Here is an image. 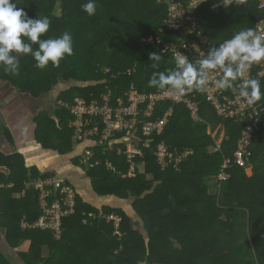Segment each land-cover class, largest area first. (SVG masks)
<instances>
[{
    "label": "trees",
    "instance_id": "16d2710c",
    "mask_svg": "<svg viewBox=\"0 0 264 264\" xmlns=\"http://www.w3.org/2000/svg\"><path fill=\"white\" fill-rule=\"evenodd\" d=\"M188 1L95 0L96 12L90 16L82 8L88 0H13L29 17L49 18L50 27L40 39L57 38L68 31L73 54L65 55L59 67L49 62L43 69L35 66L31 54H22L17 75L0 64V79L9 84L10 92L43 97L60 90L53 110L47 103H37L43 111L34 117L31 152L26 156L17 150H0V264H215L223 260L264 264V100L225 115L217 112L205 90L192 89L186 95L197 104L194 115L184 102L168 99L156 102L150 115L140 110L129 131L112 130L106 138L100 114L85 115L82 139H75V127L70 125L76 97L87 105H103L106 96L108 105L115 107L119 99L127 104L132 88L144 94L161 90L150 87L149 79L154 72L167 74L175 69L171 48L180 45L176 37L189 39L165 26L166 9L170 2L185 6ZM222 1L206 0L195 9L209 49L240 30H256L264 18L259 0L243 4L227 0L224 8L213 7ZM32 48L37 50L38 44ZM151 53L159 54L160 60L151 59ZM248 78L258 79L264 93V60L251 66ZM243 79L234 82L235 91L215 92L218 103L234 109L231 103L240 94ZM60 81L67 87L59 89ZM162 89L172 90L170 86ZM170 108L160 131L150 128L143 133L144 122L162 119ZM253 121L241 165L235 151L243 130ZM219 127L224 130L220 132ZM1 134L14 145L9 126H2ZM128 143L137 151L129 154ZM160 147L165 148L163 156ZM85 150L92 153L86 161ZM39 151L47 154L35 156ZM50 152L66 158L90 179L97 196L110 197L115 204L97 207L55 169L43 168L40 160L51 156ZM225 159L229 162L221 168ZM248 167L251 175L245 172ZM49 179L63 181L55 187L47 183ZM38 182L43 183L42 189L35 186ZM66 185L74 191L73 206L64 203L61 188ZM42 193L47 205L41 206ZM126 198L146 224L143 231L135 227L139 222L124 207H118V200ZM54 200L62 211L72 210L60 216L58 229L36 225ZM112 214L119 219L117 230L115 219L108 218ZM45 219L50 222V217ZM242 226L244 236H239L236 229ZM198 238L202 243L196 244ZM217 239L220 252L226 248L219 256L211 254Z\"/></svg>",
    "mask_w": 264,
    "mask_h": 264
},
{
    "label": "clouds",
    "instance_id": "9594fccd",
    "mask_svg": "<svg viewBox=\"0 0 264 264\" xmlns=\"http://www.w3.org/2000/svg\"><path fill=\"white\" fill-rule=\"evenodd\" d=\"M201 2L202 0H198L193 7ZM239 3H246V0H239ZM82 8L88 15H94L95 0H88ZM50 23L47 16L35 19L29 17L23 9L17 8L13 0H0V64L4 66L6 72L12 75L19 73V60L22 54H31L36 61L35 66L40 69L45 68L49 62L53 67H59L65 55L73 54L72 35L68 31L57 38L40 39L41 35L48 31ZM24 37L31 43L25 42ZM33 43L38 44L35 51L32 48ZM150 58L159 61L161 56L151 53ZM262 60L264 34L247 28L236 32L219 46L210 48L207 55L199 59L196 65L188 60L187 55H176L175 69L167 70V74L154 72L148 85L161 89L170 86L180 94L191 89L203 91L208 82L209 70L219 69L222 76L216 82V87L220 90L235 91L234 82L243 76L245 70ZM239 90L249 105L264 100L258 79H243Z\"/></svg>",
    "mask_w": 264,
    "mask_h": 264
},
{
    "label": "built area",
    "instance_id": "2783aa9c",
    "mask_svg": "<svg viewBox=\"0 0 264 264\" xmlns=\"http://www.w3.org/2000/svg\"><path fill=\"white\" fill-rule=\"evenodd\" d=\"M206 0H202L204 2ZM259 6L264 8V0H259ZM198 0H189L185 6H183L180 2H170L166 12L167 18L165 21V26L168 27L171 31L179 33L184 36H189V39H182L180 37H176L177 42L180 44L179 46L174 45L171 49L173 51L174 56L179 54L187 55L188 60L196 65L199 59H202L207 55V51L209 50L208 40L203 36V34L199 30V26L197 24V19L195 16V9L198 8L201 4H197L193 7ZM219 3H215L217 5ZM214 5V6H215ZM256 31L258 33L264 34V18L257 22ZM196 34V35H194ZM150 40V38H149ZM177 46V47H176ZM165 47H168V44H165ZM189 54H192V57L189 58ZM193 59V60H192ZM261 62V61H260ZM222 72L219 69L209 70L208 82L204 86V90L208 95V99H210L219 114L232 115L236 114L238 111H243L249 104L247 103L246 98L242 97L240 94L237 95L234 101H232L231 105L235 108L230 109L228 104L221 105L218 103V98L214 95L215 92L220 93V89L216 87V82L221 78ZM250 76V69L244 71L242 78L247 79ZM191 90L186 91L184 94L178 93L176 90H167L161 89L154 93L144 94L139 93L135 89H131L128 92L127 104L123 105V101L119 99L118 105L115 107L109 106L107 103V97L103 105H98L95 102L90 104H85L83 99L76 97L75 104L71 107V112L75 115V119L71 122L72 126L75 127L74 135L75 139H82V131L84 126L87 124V118L85 115H98L102 116V120L105 123V129L103 131V138L109 136L112 130H130L131 127L137 121V115L143 111V115H150L153 110L154 104L160 100H172L174 102H184L186 107L191 110L194 115L197 110V104L186 94L191 92ZM145 105V108L141 109V106ZM172 109L170 108L164 115L162 119L150 122H144L142 124L143 133H147L150 128H155L160 131L166 122V117L171 113ZM252 115V114H250ZM256 121H253L251 124H248L246 128L243 130L241 138L238 140V148L235 151L236 161L239 164H243V156L245 152V148L249 143V139L252 136L253 128ZM97 131V128H94ZM91 134V131L89 132ZM219 145V144H218ZM137 150L134 149L130 143L127 144V152L134 153ZM165 152V148L160 147V156H163ZM90 150H85L83 160L86 161L88 156H91ZM229 159H225L221 168H225ZM223 174V173H222ZM219 174L220 177L223 178V175ZM60 181L63 179H52L47 183H53L55 187L60 186ZM37 188L42 189L43 183L38 182L35 185ZM61 193H65L63 198L64 203L67 205L73 206L74 199V191L68 186H63L61 188ZM45 193H42L41 198V206L47 205V201L44 200ZM69 210L65 211L61 210V206L59 205V201L54 200L51 203V207L46 210L44 216H41L39 220L35 223L42 228H47V226H51L53 228L58 229L59 218L61 215L65 214ZM50 217V222H47L45 218ZM115 219V218H114ZM116 220V219H115ZM119 222V219L117 220ZM22 227H25V224L22 223ZM118 225L116 226L117 230Z\"/></svg>",
    "mask_w": 264,
    "mask_h": 264
},
{
    "label": "rangeland",
    "instance_id": "374dc122",
    "mask_svg": "<svg viewBox=\"0 0 264 264\" xmlns=\"http://www.w3.org/2000/svg\"><path fill=\"white\" fill-rule=\"evenodd\" d=\"M224 4H226V2H223V4H222L223 8H224ZM59 84H61V85H59L60 86L59 89H64L67 87V86H62V84H64L63 81H60ZM59 91L60 90H52L50 93L44 94L43 97H42V95H39L38 97H33V96H30L29 92H27V91H25L24 93L23 92H17V91L10 92L9 84L6 83L5 81H3V79H0V134H1V127L2 126H9L10 131L13 134L14 140H17L18 143L23 142V144H24V142H26L27 139L32 138V132H33L32 126H35L34 117L37 116V114L40 111L41 112L43 111L42 107H40L39 104H38V107H35V106H37V103L44 102V105H45V103H47L48 104L47 107H49L53 110V108L56 104L54 100L56 98V95L59 93ZM45 100H47L48 102ZM17 101H19V103ZM17 105H19V107H21L18 110L16 107ZM48 114H49V116L52 115V113H48ZM11 123H14L13 126H11ZM14 125H16V127L20 128L21 133H22L23 128H27L26 133H28L30 135H28L26 137L21 135V137H19V131H17L15 129ZM70 125H72V124H70ZM217 129H219L220 132L224 130V128H222V127H219ZM18 139H20V140H18ZM22 147L23 146L17 147L15 142H14V145L12 146L9 142H7L5 140V138L2 136V134L0 135V150L4 151L6 153L19 150V151H23L24 154H25V152H27L29 154L32 150V148L30 150L29 146L25 147L26 150H22ZM74 147H77L76 143L74 144ZM83 153L84 152L81 151L80 155H82ZM45 154H47V153L44 151H39V152L35 153V156L42 157ZM49 154H52L54 157L52 159V163H53L52 165H55V166L59 165L62 167L64 164L65 165L67 164L66 158L58 156L57 153H55V152H50ZM66 154L70 155V153H66ZM69 172L74 174L75 172L78 173L79 170L71 169ZM245 172L247 175L251 174L248 169H246ZM150 175H151V173L148 174V177H150ZM75 186H76L75 190L79 195H80V193H83L85 197H86V195H88L89 197L92 196V191H91L90 185H88V184L82 185V187H80L78 185H75ZM213 191H214V188H211L208 190L210 195L213 194ZM97 199H99V198H96L93 200H97ZM85 200L87 202H92L91 200H88V199H85ZM99 200L101 202V199H99ZM99 200L96 202H99ZM92 203H95V202H92ZM106 204L109 206H112L115 204V202L109 201V203H106ZM118 204H119L118 207H124L127 210V212H129V214H131V216H133L134 220L139 222V224L136 223L135 227L138 230L143 231L144 230L143 228L146 227V224L142 220H140L141 217L135 212L134 208L136 209V207L134 206V203L131 202L130 198L119 199ZM95 205L97 207L99 206L97 203H95ZM111 217L116 219V220L113 219L114 224H115V228H116V226L119 223L117 221L118 218L115 214L110 215L108 218H111ZM220 218L223 219V216L220 215ZM238 220H241V218H238ZM84 221H85V219H84ZM157 229H158V227H156V230ZM243 231L245 232V229L243 228V226L237 227V229H236V232L238 233L239 236H244ZM114 233H115V231H114ZM56 237L58 238V235ZM237 238H244V237H237ZM198 239H195V242ZM198 243H202V241H200V239H199L196 244H198ZM216 244H218V239L215 241V246L213 245V249L211 251V254L215 255V256L216 255L219 256L222 254L223 251H226V248H224L223 251L220 252L222 249L220 247H218ZM21 248H28V247L25 244H21ZM47 253H48V251L45 252L46 255H47ZM135 255H137V254H135ZM168 259H169V257H168ZM0 261L3 262V257L1 256V254H0ZM11 262H16V260H11ZM165 264H167V262ZM168 264H171V263H168ZM215 264H228V261L223 260L221 262H217V263L215 262Z\"/></svg>",
    "mask_w": 264,
    "mask_h": 264
},
{
    "label": "crops",
    "instance_id": "0c3cea01",
    "mask_svg": "<svg viewBox=\"0 0 264 264\" xmlns=\"http://www.w3.org/2000/svg\"><path fill=\"white\" fill-rule=\"evenodd\" d=\"M223 2H226V4H224V7H225V5H227L228 4V2H227V0H225V1H222V2H220L219 4H217V5H215V6H222V4H223ZM215 6H213V7H215ZM223 7V6H222ZM35 107H37V106H35ZM13 124L14 123H11V126H13ZM15 126V129L17 130V131H19V137H21V135H23L24 137H26V136H28V135H30V134H28V133H26L27 132V128H23L22 129V133H21V130H20V128H18V127H16V125H14ZM33 133V132H32ZM16 137V136H15ZM32 138H33V135H32ZM32 138H29V139H27L26 140V142H24V144H23V142H21V143H18L17 142V140H15V143H16V146L18 147V146H23L22 147V150H26L25 149V147H27V146H29V148H30V150H31V148L33 147V140H32ZM18 140H20V139H18ZM35 147V146H34ZM19 151V150H18ZM21 152H23V151H21ZM23 154H24V152H23ZM28 153L27 152H25V155H27ZM32 156L34 155L33 153L31 154ZM54 157H53V155L51 154V156L50 155H47L45 158H44V160L43 161H41L40 160V163H41V165H42V167L44 168L45 167V169H55V171L56 172H58V174L60 175V177H62V178H65V179H67L69 182H71L73 185H78V186H80V187H82V185H90V188H91V182H90V179H88V177L84 174V173H82V172H78V173H74V174H72V173H70L69 171L71 170V169H75V170H79L77 167H75V166H73L72 164H70V163H68L67 162V164L65 165H63L62 167L61 166H59V165H52L53 163H52V159H53ZM246 169H248L249 171H250V173H251V169L248 167V168H246ZM62 172V173H61ZM69 172V173H68ZM251 175V174H250ZM76 187V186H75ZM91 191H92V196H88V195H86V197L84 196V194L83 193H80V195L81 196H83L85 199H88V200H91L92 202H95V203H97L99 206L100 205H102V204H106V203H109V201H111L109 198L110 197H106V196H102V197H100V196H97L95 193H94V191L92 190V188H91ZM96 198H99V199H101V202H100V200L99 199H97V200H93V199H96ZM99 200V202H96V201H98ZM92 202H90V203H92ZM95 203H93L94 205H95Z\"/></svg>",
    "mask_w": 264,
    "mask_h": 264
},
{
    "label": "flooded vegetation",
    "instance_id": "af4514ba",
    "mask_svg": "<svg viewBox=\"0 0 264 264\" xmlns=\"http://www.w3.org/2000/svg\"><path fill=\"white\" fill-rule=\"evenodd\" d=\"M16 107H17V110H18L19 108H21V107H19V105H17Z\"/></svg>",
    "mask_w": 264,
    "mask_h": 264
}]
</instances>
